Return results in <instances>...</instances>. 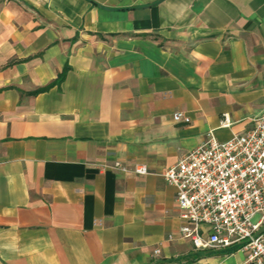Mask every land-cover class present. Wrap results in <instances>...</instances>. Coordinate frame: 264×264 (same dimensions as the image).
<instances>
[{
	"label": "crops",
	"instance_id": "0c3cea01",
	"mask_svg": "<svg viewBox=\"0 0 264 264\" xmlns=\"http://www.w3.org/2000/svg\"><path fill=\"white\" fill-rule=\"evenodd\" d=\"M262 115L264 0H0V264H244L159 174Z\"/></svg>",
	"mask_w": 264,
	"mask_h": 264
},
{
	"label": "built area",
	"instance_id": "2783aa9c",
	"mask_svg": "<svg viewBox=\"0 0 264 264\" xmlns=\"http://www.w3.org/2000/svg\"><path fill=\"white\" fill-rule=\"evenodd\" d=\"M173 120L189 121L180 112ZM106 168L149 174L145 165ZM159 175L175 189L182 239L197 251L236 248L246 253L244 264H264V115L224 142L208 133Z\"/></svg>",
	"mask_w": 264,
	"mask_h": 264
},
{
	"label": "trees",
	"instance_id": "16d2710c",
	"mask_svg": "<svg viewBox=\"0 0 264 264\" xmlns=\"http://www.w3.org/2000/svg\"><path fill=\"white\" fill-rule=\"evenodd\" d=\"M63 75H60V78L58 79V81L59 80H61L63 77H62ZM236 248H231V249H228V250H226V252L227 253H231L232 251H234Z\"/></svg>",
	"mask_w": 264,
	"mask_h": 264
}]
</instances>
